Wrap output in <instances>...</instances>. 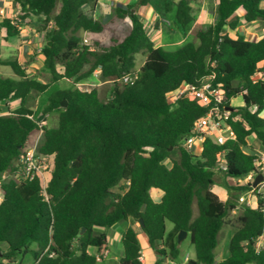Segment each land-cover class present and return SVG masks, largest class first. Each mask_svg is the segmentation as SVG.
<instances>
[{"label":"trees","instance_id":"1","mask_svg":"<svg viewBox=\"0 0 264 264\" xmlns=\"http://www.w3.org/2000/svg\"><path fill=\"white\" fill-rule=\"evenodd\" d=\"M14 1L21 7L20 20L44 17L41 54L52 84L62 79L78 84L98 70L111 89L106 100L97 88L54 91L42 115L57 112L58 126H40L30 98L51 84L30 78L18 60L1 61L17 78L0 76V102L17 101L19 106L0 114V181L4 172L16 169L36 131L43 130L37 151L54 156V161L47 197L38 178L2 184L0 264H20L26 257L33 264H98L97 255L103 258L108 249L106 230L129 219L140 226L143 221V234L157 253L155 264L178 261L182 242L177 237L182 230L195 251L187 264H264V247H257L264 234V186L230 183L232 178L261 174L260 157L251 151L248 139L254 137L264 148V77L254 80L264 73V36L247 40L240 32L235 37L226 32L236 30L242 20L264 23V0H217L215 22L196 32L199 43L189 41L174 50L155 44L137 12L152 0L114 7L116 16L129 19L130 30L101 50L84 45L80 35L105 30L100 19L85 11L94 9L98 0ZM160 1L165 13H174L177 26L188 31L195 21L193 0ZM2 29L5 40L22 32L6 18L0 20ZM139 53L146 59L138 78L122 84L121 78L137 70ZM58 66L63 67L61 73ZM211 74L226 92L224 104L232 109L229 124L234 137L224 145L208 138L196 156L181 143L206 109L186 96L171 104L167 95L183 82L198 86ZM238 96L240 106H232ZM220 172L225 199L213 191ZM153 190L161 193L159 200ZM248 192L252 202L239 203L240 195ZM238 208L240 226L229 240L227 257L218 261L215 250L226 217ZM121 245L123 256L116 264H143L134 227L125 228Z\"/></svg>","mask_w":264,"mask_h":264},{"label":"rangeland","instance_id":"2","mask_svg":"<svg viewBox=\"0 0 264 264\" xmlns=\"http://www.w3.org/2000/svg\"><path fill=\"white\" fill-rule=\"evenodd\" d=\"M135 0H132V2ZM172 1H178V0H172ZM217 0H193L191 2L193 11L195 13V21L190 26L188 31L184 32L182 31L175 21L174 13L171 12H164L163 5L160 0H152L151 5H147V10L144 13V16L142 18L145 20V25L148 34L151 36L152 40L155 42L157 46H163L166 49L174 50L182 45H184L186 42L193 41L194 43L198 44L199 41L196 38V32L203 26L208 23L215 22L216 20V14H215V5ZM114 4L115 3H108L107 9L103 16L101 17V21L105 24V30L103 32L99 33H90V32H82L80 33L81 37L83 38V41L87 40L90 48L92 49H104L111 45L113 42V39L122 40L125 38V36L129 33L130 30V21L129 19L119 18L116 16L114 12ZM264 7V2L261 4ZM95 9V8H94ZM94 9L87 8L85 11L90 16L94 17ZM243 12L240 10L238 11V14H242ZM139 14V12H138ZM140 15V14H139ZM43 16L37 17L32 16L31 20H35L34 25L35 27L30 26L29 24L27 26L28 30L30 31L32 28L34 32H40L42 31L43 26ZM95 18V17H94ZM17 20V19H16ZM32 23V22H31ZM25 28V26H24ZM226 32L232 37H235L236 32L242 33L244 35L245 39L247 40H258L261 37L264 36V23L259 22V24H245L240 22L239 26L236 28V30H229L226 28ZM34 33L31 34V37H33ZM34 37L33 41L34 42ZM0 42H2V39H0ZM44 39L40 42L43 44ZM9 56V52H6ZM11 54H14L11 53ZM31 60L37 59V54L33 53ZM146 59L145 53H139L136 55V67L139 69L143 62ZM31 62V61H30ZM59 72L61 73L63 71L62 66H58L57 68ZM45 72H37L36 77L40 79L42 82L50 83L51 86L46 89V91L42 93H34V95L30 98V106L35 111L34 116L38 120H43L45 123L44 125L48 126L49 128H55L58 126V113L53 112L50 114V116L43 117V109L44 106L48 102V97L51 95L54 91L64 89V88H79L81 90L90 91L93 88H97L99 90L100 98L103 100H106L109 97V92L111 89V82L105 83L99 75L98 70L94 72V74L89 77L88 79H85L84 81L74 84L72 80L62 79L59 82L51 83V74L48 70L44 69ZM1 76L3 78H17L16 75L13 73V71L9 67L0 66ZM242 97H236L232 99V106H240ZM11 107H9L10 110ZM11 111V110H10ZM262 117H264V112L261 113ZM39 136V132H34L29 138V146L33 145L34 142L37 140ZM249 144L251 145V151L255 152L260 157V163H261V170L260 172L264 176V148L262 147L261 143L256 140L254 137H250L248 139ZM199 150L196 151L197 156L201 155V144L197 143ZM167 165H171L170 161H166ZM255 180L251 179L246 176L242 178H232L230 183L235 185H245L247 182H253ZM127 183H124L122 186H127ZM261 187L264 186V179L262 183L260 184ZM119 191V189H115ZM153 194L158 192L157 190H153ZM213 191L215 194H217L221 199H225L227 197V190L224 188V180H223V174L217 173L215 177V185L213 187ZM251 192L245 193L240 195L239 197V203L241 202L240 198L247 199L249 198L251 200ZM252 202V201H251ZM196 214L197 209L195 208ZM240 208L237 210H232L229 215L226 217L225 225L221 231L220 237L218 239V248L216 251L217 260L221 259L223 257V254L229 252L228 251V244L229 240L231 239L232 234L239 228V220L238 216H240ZM195 214V215H196ZM129 224L136 229H141V226L139 225V222L134 221L133 219H130ZM124 225H128V222H122L118 224L116 227H119V229L124 230ZM168 229L172 228V224H167ZM107 236H108V242H109V249L112 251L111 257L107 258V260H102L98 264H116L118 261V258H122L123 256V248L121 245V234L115 233V227L109 228L106 230ZM141 243H144L146 241L145 235L143 232H140L138 236ZM189 236L182 239V243L180 245V256L178 261L172 262L171 259H165L161 262H165V264H187V261H185L186 257H189V260L195 257V251L194 248L191 246L189 241ZM112 239L115 240V243L112 241ZM2 248H5V245H1ZM257 247L263 248L264 247V234L262 237L259 238L257 241ZM92 250V249H91ZM155 252V251H154ZM156 253V252H155ZM157 254V253H156ZM114 256L116 258H114ZM115 259V260H114ZM142 260L145 261L146 257L144 256V253L142 252ZM20 264H33V259L31 257H26L23 259V261ZM146 264V262H145Z\"/></svg>","mask_w":264,"mask_h":264},{"label":"built area","instance_id":"3","mask_svg":"<svg viewBox=\"0 0 264 264\" xmlns=\"http://www.w3.org/2000/svg\"><path fill=\"white\" fill-rule=\"evenodd\" d=\"M11 21L18 26V20L13 19ZM84 45H89L87 40L84 41ZM138 70L139 69L126 74L121 78V83L124 85L132 84L138 78ZM260 77H264V73L255 75L254 80H257ZM214 78L215 75L211 74L203 78L198 86L183 82L177 90L167 95L168 102L171 104H174L179 97L186 96L206 109V113L193 122L190 133L183 138L181 143L183 148L196 156V151L199 150L197 143H202L200 149L202 152V145L208 138H212L218 145H224L230 138L234 137V132L229 124L232 109L225 106L224 97L226 92L221 84L216 85L214 83ZM44 123L43 120L39 121L40 126L44 125ZM38 132L39 136L37 140L33 145L29 146L20 159H18L16 169L13 172L6 171L2 174L0 181V204L4 199L2 184L11 179L32 181L35 178H38L41 182V192L47 197L45 187L51 178L54 156L39 153L37 151V146L43 136V130H39ZM258 165L260 172V161L258 162ZM248 177L252 181L256 176L254 174H249ZM240 200L247 204L251 203L249 198H240ZM101 258V256L97 255L96 260L99 262L101 261ZM140 260H142V257ZM185 261H189L188 256Z\"/></svg>","mask_w":264,"mask_h":264},{"label":"crops","instance_id":"4","mask_svg":"<svg viewBox=\"0 0 264 264\" xmlns=\"http://www.w3.org/2000/svg\"><path fill=\"white\" fill-rule=\"evenodd\" d=\"M108 3H111V4L115 3L114 7H116L118 5L120 6V5L130 4V3H132V0H98L97 5L95 6V9H94V17L96 19H100V21H101V17L105 13V11L107 9L106 6ZM143 8L147 10V6L141 7L137 10V12H139L141 17L144 16V13L146 12V10L145 11L142 10ZM21 14H22V11H21L20 5L18 3H16L14 0H0V20L2 18H6V19H10V20L17 19L19 21L17 25L22 31L20 35H17L15 37H9L8 40H5V38H4V35H5L4 29H2L0 31V39H2V42H0V66H4L1 63L2 60H4V61L18 60L21 64H23V66L25 67L27 74L30 78H34V79H37L40 81V79H38L36 77V74L39 71L45 72V70H44L45 69L44 68V56L41 54L42 44L40 43L44 39L45 33L43 30L40 32H34L33 28L29 31L27 26L29 24H31L30 26L35 27V25H34L35 20L34 19L31 20L32 16H30V15L27 18L20 20L19 17ZM259 22L260 21H255V22L250 23V24L257 25V24H259ZM102 23H104V22H102ZM242 23H245V22H243V20H242ZM245 24H247V23H245ZM24 26H25V28H24ZM32 33H34V35H33V37L35 38L34 42H32L33 41L32 40L33 37H31ZM6 52H9V56ZM13 52H14V54H11ZM33 53L37 54L36 60H31L32 59L31 55ZM4 67H7V66H4ZM0 76H1V71H0ZM1 77H3V76H1ZM108 82L109 81H106L105 83H108ZM32 95H34V93H32ZM0 104H1L0 105V114H2V115L9 114L10 112L14 111L19 106L17 101H8V102H5L3 104L0 102ZM9 107H11L10 108L11 111L9 110ZM47 116H50V114L48 113L46 115H43L44 118ZM153 192L154 191H152V195H153L154 199L159 200L161 197V193L156 192L155 194H153ZM129 222H130V219L128 220V225H124V230L127 226H131L129 224ZM167 228H168V226H167ZM171 229H168V231ZM124 230L122 231V229H119V227H115V233L121 234L120 235L121 237L124 233ZM136 231L138 233V236H139L140 232H143L142 229H140V230L136 229ZM112 241L115 243L114 239H112ZM141 246L143 248L144 256L146 257L145 261L141 260L143 262V264H145V262H146V264H155L156 261L158 260V257H157V254L149 247L147 240L144 243H141ZM217 248H218V246H217ZM217 248L215 250V253L217 251ZM90 252L95 253V250L90 249ZM111 254H112V251L109 249V242H108V249L106 250L104 257L101 258V261L107 260V258H110ZM227 255H228V252L226 253V256H225V254H223V257H221V259H219V261H221L225 257H227ZM114 258H116V257L114 256ZM119 260H120V258H118L117 263L119 262ZM162 264H165V262H163Z\"/></svg>","mask_w":264,"mask_h":264},{"label":"water","instance_id":"5","mask_svg":"<svg viewBox=\"0 0 264 264\" xmlns=\"http://www.w3.org/2000/svg\"><path fill=\"white\" fill-rule=\"evenodd\" d=\"M50 44H51V41L48 42V45H50ZM61 104H62L63 107H66L67 106V102L65 100H63ZM263 179H264L263 174H259L258 173L256 175V177H255V180L253 181V186L254 187H257L258 185H260L262 183ZM140 224H141V227H143L144 224H143V221L142 220H140ZM187 236H188V233L186 231L182 230L179 233V236L177 237L178 243H180L182 241V239L183 238H186Z\"/></svg>","mask_w":264,"mask_h":264}]
</instances>
